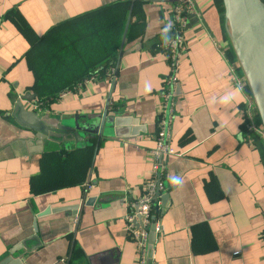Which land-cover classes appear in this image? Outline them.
I'll return each instance as SVG.
<instances>
[{
	"label": "crops",
	"instance_id": "1",
	"mask_svg": "<svg viewBox=\"0 0 264 264\" xmlns=\"http://www.w3.org/2000/svg\"><path fill=\"white\" fill-rule=\"evenodd\" d=\"M121 1H130L131 12L115 77L108 67L97 71L104 60H92L84 50L76 69L87 68V76L78 74L54 95L40 91L34 66L43 57L35 44L65 22ZM174 2L0 0V262L141 264L127 217L152 175L169 72L161 44L170 33ZM196 2L202 21L193 15L185 29L187 51L169 134L178 153L163 156L169 197L165 205L162 197L154 204L151 223L159 229L148 264H264V140L244 128V93L229 70L238 57L224 0ZM105 110L133 117L141 129L91 137L97 141L92 146L83 140L56 149L59 144L21 120L34 112L89 123ZM74 149H91L88 170L71 156L61 164L59 158ZM73 177L80 179L62 184ZM46 183L49 189L37 191Z\"/></svg>",
	"mask_w": 264,
	"mask_h": 264
},
{
	"label": "water",
	"instance_id": "2",
	"mask_svg": "<svg viewBox=\"0 0 264 264\" xmlns=\"http://www.w3.org/2000/svg\"><path fill=\"white\" fill-rule=\"evenodd\" d=\"M226 19L230 25L229 35L235 49L240 65L245 72L250 88L254 94L261 120L264 124V0H224ZM92 118V116H89ZM23 122H28L46 142H56L61 145L78 144L85 140L89 145L94 142L91 137H97L99 141L103 135L115 134L127 136L137 134L138 124L133 117L122 114H108L95 116L92 122L79 121V118L53 119L51 117L38 116L37 113L27 112L21 115ZM133 126V127H130ZM138 126V125H137ZM91 140V141H90ZM88 183H91V170L88 176ZM165 205L169 197L164 192L161 195ZM86 194L79 207L84 204ZM78 207V208H79ZM136 211L139 204H135ZM139 218V214H137ZM139 225V220L135 219ZM157 221H153L147 227L149 229V249H152L157 238ZM40 243V242H39ZM30 248V246H27ZM11 251H14L11 249ZM9 258L0 262L7 264ZM21 261H17L20 263Z\"/></svg>",
	"mask_w": 264,
	"mask_h": 264
},
{
	"label": "built area",
	"instance_id": "3",
	"mask_svg": "<svg viewBox=\"0 0 264 264\" xmlns=\"http://www.w3.org/2000/svg\"><path fill=\"white\" fill-rule=\"evenodd\" d=\"M193 15L202 21V15L197 8L196 0H175L169 20L170 33L161 44L163 52L168 57L169 72L164 79V86L161 91L162 104L158 120L159 127L155 135L156 145L152 151V175L148 180L146 191L136 201L139 204V209L127 217L130 235L135 238L141 253V264H148L149 262V229L147 226L152 221L154 204L160 200L162 193H164L162 181L164 172L163 156L165 154L178 153L169 143V134L176 103L179 98V63L182 55L187 51L185 29ZM229 70L233 85L239 87L244 93L242 106L244 128L249 135L255 134L264 140V124L261 120L254 94L240 62L238 60L231 62ZM108 75L112 78L115 77L116 65L108 70ZM137 214H139V218ZM135 219L140 221L139 225L136 224ZM158 229L159 225H157ZM239 252L240 250L235 251V253ZM63 260L64 264H66L65 258Z\"/></svg>",
	"mask_w": 264,
	"mask_h": 264
},
{
	"label": "trees",
	"instance_id": "4",
	"mask_svg": "<svg viewBox=\"0 0 264 264\" xmlns=\"http://www.w3.org/2000/svg\"><path fill=\"white\" fill-rule=\"evenodd\" d=\"M220 2L223 4V0H220ZM130 12H131L130 1H121L106 6L104 8H100L98 10L89 12L83 16L77 17L70 21H67L58 27L63 28L66 25L76 23L77 21L76 19H84L88 21V23L91 25L93 30V34H91L93 40L90 44H88L89 49L87 52L91 53L90 58L94 55V58L97 57L96 58L97 61L104 60V62L101 65H99L100 66L99 70H97L101 72L103 70L102 68L103 66L104 68L108 67V69H110L112 65L113 66L116 65L117 58L120 52L121 41L123 38V34L125 33V30L127 28V23H128L127 20ZM58 27L51 30V32L48 34L49 37H45V38L50 39V37L52 38L56 36V32H59L61 30V28ZM43 41L45 40L43 39L42 41L35 44L34 47L35 52L37 51V46L41 45ZM42 48H43L42 49L43 52L46 51L45 47ZM51 52H52L51 49H49L48 50L49 55H51ZM81 55L85 56L84 53H81ZM36 57L40 58L39 55ZM47 58H48L47 56H44L43 60L40 58L42 62H45L44 64L45 68L40 67V62L35 63L34 67L37 72V75H39L40 77L41 82H43V85L41 84V87H39L40 91L46 90L48 94L54 95L58 91H60L61 88L65 89L67 87L72 86L73 82H75L77 79L81 78L82 76L86 75L89 72L87 71V68H85L86 70L84 71H82L83 69H79L77 70V74L74 78H69L68 74H63L61 71L54 69L52 66L51 68H49L47 66V60H46ZM96 59H94V62H96ZM77 60L80 61L82 60V58L77 56ZM81 73H82L81 77H77L79 76L78 74ZM58 80H61L62 84L63 85L67 84V86H58L57 85V83L59 82ZM41 95L43 96L44 94L41 93ZM96 142L97 141H94L93 145H96ZM88 146H92V145H88ZM70 152L71 153L66 157L59 158L61 164L65 165L66 162H68L69 157L71 156L74 160H76L75 164L78 165V168H83L84 171L88 170L91 163V156H92L91 149H87V150L74 149L71 150ZM73 173L75 175V172ZM75 179L79 180L80 178L73 177L71 180L65 179L62 181V184L73 183L75 182ZM50 186L51 184L49 183H46L45 186L40 185L37 191L47 190L50 188Z\"/></svg>",
	"mask_w": 264,
	"mask_h": 264
},
{
	"label": "rangeland",
	"instance_id": "5",
	"mask_svg": "<svg viewBox=\"0 0 264 264\" xmlns=\"http://www.w3.org/2000/svg\"><path fill=\"white\" fill-rule=\"evenodd\" d=\"M93 30L88 21H77L69 24L56 32V36L50 37L38 46L41 56H47V66L61 71L63 74H68L69 78H74L77 74L76 64L78 62L77 56L81 57L79 51H88L93 40ZM45 47L46 51H42ZM51 49V55L48 50ZM238 62L239 59L237 58ZM45 62L40 61V67L45 68ZM114 67L113 65L111 68Z\"/></svg>",
	"mask_w": 264,
	"mask_h": 264
}]
</instances>
